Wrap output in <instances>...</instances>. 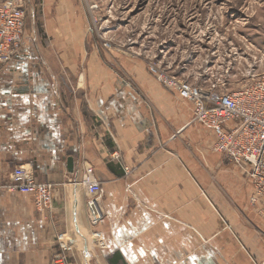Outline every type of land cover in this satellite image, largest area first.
Wrapping results in <instances>:
<instances>
[{"label": "crops", "instance_id": "1", "mask_svg": "<svg viewBox=\"0 0 264 264\" xmlns=\"http://www.w3.org/2000/svg\"><path fill=\"white\" fill-rule=\"evenodd\" d=\"M35 20L33 11L21 58L0 66V264H53L62 248L73 254L94 232L109 264H151L124 251L145 248L168 250L164 264L184 263L190 248H202L204 264H222V249L236 243L222 238L221 217L241 239L235 210L247 202L251 219L264 212V204L250 206L247 173L213 150L217 137L193 124L191 103L155 84L146 85L149 99L142 100L110 81L108 71L87 68L84 81L62 88L60 67L51 70L38 44ZM63 69L73 75L77 66ZM88 165L105 191V217L95 230L80 183ZM21 167L54 186L50 209L12 189ZM199 232L214 234L212 248L193 241ZM244 233L245 247L258 257L260 239Z\"/></svg>", "mask_w": 264, "mask_h": 264}, {"label": "rangeland", "instance_id": "2", "mask_svg": "<svg viewBox=\"0 0 264 264\" xmlns=\"http://www.w3.org/2000/svg\"><path fill=\"white\" fill-rule=\"evenodd\" d=\"M26 10L27 22L34 11L38 44L51 70L56 73L60 67L61 86L66 90L78 79L84 81L87 68L108 71L110 81L122 83L142 100L149 99L147 84L169 93L160 77L181 78L204 87L225 83L227 89L237 90L264 75V0H27ZM65 49L70 55L61 54ZM65 64L77 66L76 73L63 69ZM253 199L254 188L252 210L264 204ZM245 206L238 207L232 219L243 231L238 233L241 239L221 217L222 238L236 243L235 248L222 249V264H264V212L256 210L251 219L245 214L249 204ZM89 221L95 230L98 225ZM244 232L260 239L263 251L258 257L245 247ZM194 235L193 241L212 248L213 233ZM91 238L88 245H80L79 252L67 249L71 264H109L95 232ZM124 251L142 262L151 258V264H164L168 252L163 248ZM199 251L202 248L185 250L184 263H179L204 264Z\"/></svg>", "mask_w": 264, "mask_h": 264}, {"label": "built area", "instance_id": "3", "mask_svg": "<svg viewBox=\"0 0 264 264\" xmlns=\"http://www.w3.org/2000/svg\"><path fill=\"white\" fill-rule=\"evenodd\" d=\"M27 0H0V66L20 59L25 50ZM156 73V70H152ZM169 93L193 105V122L215 133V152L245 171L253 184L254 199L264 200V75L237 90L225 83L209 87L176 77L159 79ZM12 189L31 194L40 208L50 209L54 186L39 182L35 175L16 168ZM87 192V210L94 225L104 220L101 202L104 188L91 166H85L80 182ZM68 248H62L53 264H71Z\"/></svg>", "mask_w": 264, "mask_h": 264}, {"label": "water", "instance_id": "4", "mask_svg": "<svg viewBox=\"0 0 264 264\" xmlns=\"http://www.w3.org/2000/svg\"><path fill=\"white\" fill-rule=\"evenodd\" d=\"M68 169L69 171L72 173L74 171V160L73 158H70L69 159V162H68Z\"/></svg>", "mask_w": 264, "mask_h": 264}]
</instances>
